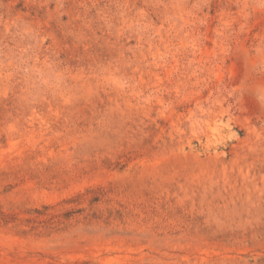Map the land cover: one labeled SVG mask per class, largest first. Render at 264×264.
<instances>
[{
	"label": "rangeland",
	"instance_id": "1",
	"mask_svg": "<svg viewBox=\"0 0 264 264\" xmlns=\"http://www.w3.org/2000/svg\"><path fill=\"white\" fill-rule=\"evenodd\" d=\"M0 264H264V0H0Z\"/></svg>",
	"mask_w": 264,
	"mask_h": 264
}]
</instances>
